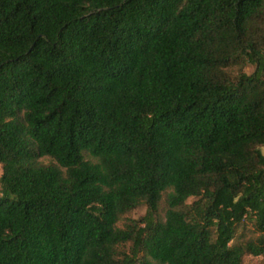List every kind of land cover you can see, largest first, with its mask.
I'll list each match as a JSON object with an SVG mask.
<instances>
[{"label": "trees", "instance_id": "trees-1", "mask_svg": "<svg viewBox=\"0 0 264 264\" xmlns=\"http://www.w3.org/2000/svg\"><path fill=\"white\" fill-rule=\"evenodd\" d=\"M0 164V264L263 255L264 0H0Z\"/></svg>", "mask_w": 264, "mask_h": 264}, {"label": "rangeland", "instance_id": "rangeland-1", "mask_svg": "<svg viewBox=\"0 0 264 264\" xmlns=\"http://www.w3.org/2000/svg\"><path fill=\"white\" fill-rule=\"evenodd\" d=\"M255 69V66L252 65V64H246L242 67V70L248 74L252 73ZM240 71V68L239 66H236V67H233L232 69H230V72L234 75H236L238 72ZM41 161H43L44 163H48L50 162V158L48 157H42L41 158ZM2 175V165L0 164V177ZM1 184H0V196H1ZM195 198H190L189 199V203H191L192 201H194ZM146 206L145 205H141L139 207H137L135 210H133L132 212H130L127 216L128 217H132V218H135V219H138L142 216L145 215L146 213ZM161 216L164 215V211H165V204L163 203L162 206H161ZM122 223L123 221H120L118 223L119 226H122ZM247 226L248 228L247 229H243V228H240L238 230V234L240 233H246L248 235H251L252 234V230L253 229V222L252 221H248L247 222ZM243 264H264V254L263 255H260V256H253V255H246L244 257V261H243Z\"/></svg>", "mask_w": 264, "mask_h": 264}]
</instances>
